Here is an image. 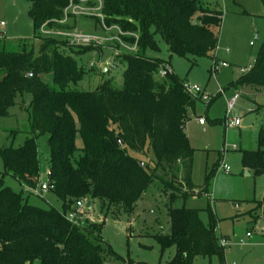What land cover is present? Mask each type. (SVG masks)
<instances>
[{"label":"trees","instance_id":"1","mask_svg":"<svg viewBox=\"0 0 264 264\" xmlns=\"http://www.w3.org/2000/svg\"><path fill=\"white\" fill-rule=\"evenodd\" d=\"M69 1L31 0L28 14L34 36L22 40L19 50L0 48V116L9 117L19 97L31 96L28 103L19 104L28 113L31 135L19 146L0 148L3 172L27 193L35 192L41 179L38 138L48 135V190L62 202L61 208L29 204L24 191L16 192L0 180V264H108L107 256L118 255L101 236L104 221L69 219L78 200H99L105 213L117 215L122 209L132 211L155 178L173 188L171 198L194 192L195 150L184 124L199 96L186 91L174 71L159 77L167 62L147 52L159 50L160 35L173 54L191 56L195 65L198 57L217 49L222 11L200 0H102L107 24L139 33L137 49L130 52L118 43L110 45L114 52L119 49L116 58L125 64L121 87L108 79L94 90H77L71 86L85 68L66 53L73 46L57 34L40 32L43 25L56 30L76 27L56 21L63 18ZM123 39L134 41L130 36ZM237 84L264 87V45ZM77 132L82 145L77 144ZM149 148L156 157L152 164L134 155L146 154ZM242 165L264 174V129L259 147L243 151ZM263 205L264 198L258 202ZM169 215L171 232L155 238L162 251L175 246L176 253L162 264H194L198 256L224 259L215 224L206 225L198 209L172 208Z\"/></svg>","mask_w":264,"mask_h":264},{"label":"rangeland","instance_id":"2","mask_svg":"<svg viewBox=\"0 0 264 264\" xmlns=\"http://www.w3.org/2000/svg\"><path fill=\"white\" fill-rule=\"evenodd\" d=\"M200 1L223 13L215 52L198 57L196 64L192 65L193 57L173 54L160 35L156 36L159 50L147 52L151 57L164 59L179 78L199 85L213 99L208 103L199 96L189 107L184 124L195 150L194 192L188 197L178 194L171 198L173 188L166 187L161 179L155 178L130 212L122 209L117 215L105 213L99 200L93 201L91 209H82L77 221H104L101 236L118 255L117 258L107 256L108 264H162L172 260L176 247L170 246L162 251L155 235L169 234L170 209L183 207L198 209L206 225L210 221L215 224L219 238L226 237L233 243L225 248L223 260L218 255L198 256L194 264H264V205L258 206L264 198V174H256L242 165L243 151L259 147L260 131L264 129V87L258 90L237 84L255 64L264 45V0ZM31 6V0H0V48L19 50L22 40L34 36L33 21L28 14ZM66 24H75L76 27L62 31L75 29L79 33L100 34L105 40L112 39L117 33L116 29L105 33L98 21L90 17L79 16ZM62 34L56 35L59 40L66 39V33ZM35 44L37 51L39 40ZM69 45L73 48H66V53L73 55L85 68V73L71 86L72 89L94 90L108 79H113L118 87L123 85L125 64L118 61V54L111 50V43L83 52H79L80 49L88 46ZM220 87L224 89L223 93H220ZM238 93L240 96L230 111L228 102ZM29 100V94L19 97L18 104L10 110V116H0V148L19 146L31 135L28 113L19 105ZM236 116L242 119L241 125L229 127L228 119ZM200 119H204L205 124H201ZM47 138L46 134L38 138L40 185L48 181L50 148ZM77 144L82 145L80 132H77ZM134 155L151 164L156 159L151 148L146 154ZM221 161L230 166V173L219 169ZM169 178L167 175L165 179ZM0 180L16 192L24 191L19 181L3 172L1 155ZM39 190L33 193L24 191L29 204L61 208V200L51 190L44 191L41 187ZM248 232L252 236L247 239ZM240 239H246L243 246L236 244Z\"/></svg>","mask_w":264,"mask_h":264},{"label":"built area","instance_id":"3","mask_svg":"<svg viewBox=\"0 0 264 264\" xmlns=\"http://www.w3.org/2000/svg\"><path fill=\"white\" fill-rule=\"evenodd\" d=\"M103 9V2L102 0H70L69 3L67 4V6L64 8V15L63 18H61L60 20H56L60 23H66L69 21V19L71 17H79V16H84V17H90V18H97L100 20V24L102 26V28L104 29L105 33L107 32V30L109 29H113V30H117V33L115 36H113V38H108L105 40V37H103L100 34H87V33H79L77 30H68L66 31H62V30H56L54 27H48L46 25H43L41 27V33L44 35H53V34H57V35H63L62 33H66V36H64L69 44H75V45H80V46H94V47H99L101 46V44L103 46H105L107 43H111V44H119L122 47H124L126 50L130 51V52H134L137 49V45H138V40H139V35L137 32L135 31H131V30H124L120 27V25L116 24V23H111V24H107L106 23V16L102 11ZM107 35V34H104ZM123 36H130L134 38V41L132 43L125 41L123 39ZM106 42V43H105ZM253 42H251L252 44ZM105 44V45H104ZM107 46V45H106ZM119 51V49H117V52ZM224 65H226V63H223ZM169 73H172V69L168 66L165 65L164 67H161L158 75L160 77H165L167 76ZM30 76L32 75V73L29 74ZM184 88L186 89V91H188L190 94L194 95V96H200L202 98V100L207 101L208 103L212 100V97L207 94L206 92H204L202 90V88L199 85H195V84H190L188 82H184ZM224 89L222 87H220V93H223ZM240 93L236 94L234 96L233 99H231L228 102L229 105V110L231 111L233 109V107L235 106V103L237 101V99L239 98ZM200 123L201 124H205V120L204 119H200ZM242 123V119L239 116H236L234 118H229L227 121V125L229 127H237L240 126ZM219 169L223 170L226 173H230L231 168L230 166L225 162V161H221L220 165H219ZM42 190H48L49 189V184L48 182H43L40 185ZM40 187H38L35 192L40 191ZM86 201H84L83 199L78 200L75 203L74 206V210H72L69 213V219L72 221H77L78 217L81 214V210L85 208L86 206ZM251 233L248 232L246 234V238L248 239L249 237H251ZM246 243V239H240L236 244L239 246H243ZM220 244L224 247L227 248L228 246H232L233 243L230 242V240L226 237L221 236L220 238ZM228 264H236V262H232V263H228Z\"/></svg>","mask_w":264,"mask_h":264},{"label":"water","instance_id":"4","mask_svg":"<svg viewBox=\"0 0 264 264\" xmlns=\"http://www.w3.org/2000/svg\"><path fill=\"white\" fill-rule=\"evenodd\" d=\"M123 145H124V143L121 142V146H123ZM247 173H249V172L247 171ZM92 204H93V201L92 200H88L85 207L87 209H91L92 208Z\"/></svg>","mask_w":264,"mask_h":264},{"label":"crops","instance_id":"5","mask_svg":"<svg viewBox=\"0 0 264 264\" xmlns=\"http://www.w3.org/2000/svg\"><path fill=\"white\" fill-rule=\"evenodd\" d=\"M104 72L106 71V69L103 67V69H102ZM30 98H31V96H30Z\"/></svg>","mask_w":264,"mask_h":264}]
</instances>
